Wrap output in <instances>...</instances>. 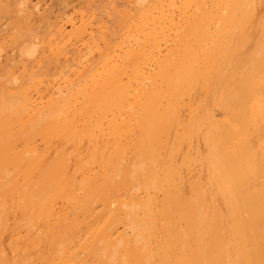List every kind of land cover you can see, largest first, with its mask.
<instances>
[{
  "label": "bare ground",
  "instance_id": "6f19581e",
  "mask_svg": "<svg viewBox=\"0 0 264 264\" xmlns=\"http://www.w3.org/2000/svg\"><path fill=\"white\" fill-rule=\"evenodd\" d=\"M34 1L0 0V264H264V0Z\"/></svg>",
  "mask_w": 264,
  "mask_h": 264
},
{
  "label": "rangeland",
  "instance_id": "374dc122",
  "mask_svg": "<svg viewBox=\"0 0 264 264\" xmlns=\"http://www.w3.org/2000/svg\"><path fill=\"white\" fill-rule=\"evenodd\" d=\"M33 1H34V0H33ZM35 1L37 2V0H35ZM35 1H34V2H35ZM41 1L43 2V4H42V2H41V5H40L41 7H39V9H41V10H40L39 14H41V13L44 12L45 10H47V11H46L47 14H46V13H43V14H45L46 16H52V15H50V14L48 15L49 12H52L53 16H54V14H55V15L58 14L57 16H59V15H62V16H63L64 13H66V15L69 14V13H67V12H69V10L67 11L68 8H67V7H66L67 9H66V8H63V7H65V2H64L63 0H41ZM46 1H47V3H46ZM49 1H50L51 3H50ZM61 1H62V2H61ZM34 2H32V3H34ZM54 2H55V4H54ZM45 3H46V5H45ZM63 4H64V5H63ZM42 6H44V7L42 8ZM44 8H45V9H44ZM49 8H50V9H49ZM48 9L50 10L49 12H48ZM59 9H61L60 11H62L63 9H64V10L60 13ZM52 10H54V11H52ZM55 10H56V11H55ZM57 10H58V13H57ZM38 11H39V10H38ZM38 11H36V13H37ZM66 11H67V12H66ZM55 12H56V13H55ZM64 16H65V15H64ZM64 16H63L62 18H64ZM38 18H39V17H38ZM59 18H61V16H60ZM40 19L43 20L44 18H43V19L40 18ZM44 21H47V22H48L49 20H48V19H46V20L44 19ZM47 22H45L46 25H47ZM45 23L42 22V25H44ZM46 25H45V26H46ZM67 25H68V24H67ZM45 26H44V27H45Z\"/></svg>",
  "mask_w": 264,
  "mask_h": 264
}]
</instances>
